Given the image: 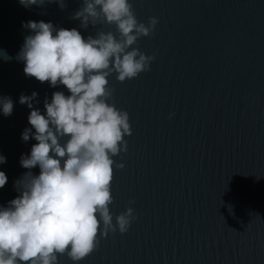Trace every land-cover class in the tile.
Masks as SVG:
<instances>
[{
  "label": "water",
  "instance_id": "water-1",
  "mask_svg": "<svg viewBox=\"0 0 264 264\" xmlns=\"http://www.w3.org/2000/svg\"><path fill=\"white\" fill-rule=\"evenodd\" d=\"M129 2L138 22L158 18L133 46L155 57L150 70L124 82L108 77L109 102L128 112L132 128L127 151L113 157L109 208L114 224L128 207L134 219L124 233L99 236L84 259L58 254V264H264V0ZM65 4L0 0V50L12 57L0 56V98L13 102L10 116L0 111L8 177L0 206L19 195L14 182L28 171L21 155L37 143L22 140L31 109L20 95L35 91L33 107L44 113L53 92L70 94L25 75L16 59L31 34L23 23L119 35L114 24L82 28L72 18L82 0Z\"/></svg>",
  "mask_w": 264,
  "mask_h": 264
},
{
  "label": "clouds",
  "instance_id": "clouds-1",
  "mask_svg": "<svg viewBox=\"0 0 264 264\" xmlns=\"http://www.w3.org/2000/svg\"><path fill=\"white\" fill-rule=\"evenodd\" d=\"M19 2L26 8L45 4ZM48 2L66 7L65 0ZM72 18L85 29L114 24L119 35L100 30L85 38L76 28L22 22L31 30L16 57L24 62L25 75L52 87L63 85L70 94L53 92L50 101L44 100V113L33 107L35 91L20 95L19 102L31 109V127L22 132V140L37 143L30 154L21 155L20 164L28 171L14 182L19 195L0 206V264H58V254L80 261L94 251L99 236L117 228L124 233L134 219L128 207L114 224L109 208L113 157L127 151L124 137L132 135V128L128 112L109 102L114 89L108 77L115 73L124 82L150 70L155 57L133 46L154 31L158 18L150 17L147 25L138 22L129 0H82ZM0 56L12 59L3 50ZM0 111L12 114L10 97L0 98ZM3 163L6 157L0 155ZM37 166L38 175L32 172ZM7 180L0 171V188Z\"/></svg>",
  "mask_w": 264,
  "mask_h": 264
}]
</instances>
